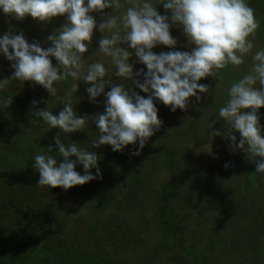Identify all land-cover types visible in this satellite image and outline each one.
<instances>
[{"label": "clouds", "instance_id": "clouds-1", "mask_svg": "<svg viewBox=\"0 0 264 264\" xmlns=\"http://www.w3.org/2000/svg\"><path fill=\"white\" fill-rule=\"evenodd\" d=\"M157 5H162L170 16L162 15ZM110 8L113 14L97 24L91 13ZM0 10L18 21L30 16L51 23L55 17L67 16V22L47 36L51 44L47 48L39 42L29 43L22 32L17 35L10 30L0 37V54L12 62L14 69L10 79L0 80V89L12 80L31 81L46 89L51 97L67 101L56 115L47 108L32 113L36 120L42 119L50 128L60 130L54 138L58 152L54 154L50 145L46 153L34 156L38 185L67 191L103 179L96 151L82 148L75 141L63 143L61 132L67 138V134L83 132L86 123L92 121L98 129L97 137L91 141L92 148L110 145L112 151L120 152L138 143L132 153L138 156L163 125L157 101L173 113L177 109L186 111L190 98L195 97L199 102L202 97L198 93L208 94L211 90L199 81L207 77L222 79V70L230 66L238 68L248 57L252 61L250 69L231 83L228 99L218 111L217 120L225 122V130H214L216 121H213L208 142L200 150L211 152L208 150L212 140L223 137L231 141L232 152L243 150L246 158L255 163V172L264 174V127L258 114L264 108V48H257L255 38L260 21L256 9L247 0H158V3L153 0L123 3L122 0H0ZM172 25L182 27L193 46L191 51L155 53L153 49L158 45L177 47L178 41L170 31ZM96 28L103 34L98 51L109 57L110 63L86 62L85 54ZM122 44L134 50L146 72L134 71L129 62L133 52L121 47ZM51 58H55L56 65ZM110 74L126 83H114ZM69 78L75 81L71 85L75 93L78 81L90 85L86 92L91 103L104 94V112L78 115L67 93L58 95V85ZM106 87H110L107 92ZM136 88L146 93L147 98L136 92ZM11 102V99L4 101L6 106ZM77 163L83 166V175L76 170ZM229 166L225 164V168ZM92 169L96 170L95 174Z\"/></svg>", "mask_w": 264, "mask_h": 264}, {"label": "trees", "instance_id": "trees-1", "mask_svg": "<svg viewBox=\"0 0 264 264\" xmlns=\"http://www.w3.org/2000/svg\"><path fill=\"white\" fill-rule=\"evenodd\" d=\"M230 70L231 67L222 72L233 83L236 79L229 74ZM8 91L2 90L0 98L11 99L13 106L35 99L29 92L16 95ZM30 104L20 113L16 109H5L4 102L0 109V128L5 129L0 132V264H207L208 253L230 241L222 226L232 223L234 216L240 223L249 219L244 209L249 205L248 194L239 199L238 209L228 205L233 203L242 186L233 176L235 169L225 168V164L230 163L213 146L209 149L215 152L212 160L204 161L206 166L200 171L194 169L197 163L194 145L186 143L179 147L182 149L162 146L163 155L157 162L161 160L164 175L160 177L156 172L152 178L147 171H142L147 160H143L142 165L137 160L144 152L161 149H151L147 143L138 156L132 155L138 143L120 152L112 151L110 145L94 149L89 141L97 137L98 129L90 123L92 121L83 129L88 135L76 138L75 133H71L65 138L66 134L61 132V141L65 144L75 141L81 147L84 143L85 149L96 151L103 179L88 182L92 183L91 188H87L86 183L67 191L38 185L34 156L46 153L50 145L54 154L58 152L54 138L60 130L47 129L37 144L39 149L27 152L40 136L36 132L41 123L32 115L35 110ZM58 106L63 108V103L57 101L54 115L59 113ZM104 110L98 108L90 113L94 115ZM31 132L33 134H29ZM10 134L18 141L7 148L4 141ZM16 156L20 157L18 162ZM188 162L192 163L191 167H185ZM156 166L158 168L159 164ZM172 168L183 170L184 177L174 176ZM76 170L84 174L79 163ZM91 171L95 174L94 169ZM241 172L249 182L247 188L257 180L255 163L248 162ZM168 173L173 176L169 178ZM155 176L160 179L157 181ZM190 177L194 188L188 190L181 182ZM134 197L139 198L132 199ZM82 198L86 201H80ZM88 200L94 206H89ZM125 200L127 206L130 201L136 203L134 211L143 206L156 214V219L139 220L140 216L134 211L120 205ZM185 204H190V210ZM198 204L202 205V210ZM258 205L261 207L259 217L248 223L253 224V231L246 235L249 236L248 251L244 256L229 258V264H241L239 258L242 264H264V204ZM87 208L90 214H81L82 209ZM123 211H126L125 216ZM97 213L99 217L95 219ZM185 214L189 217L183 219ZM71 231H75L74 237L69 234Z\"/></svg>", "mask_w": 264, "mask_h": 264}, {"label": "rangeland", "instance_id": "rangeland-1", "mask_svg": "<svg viewBox=\"0 0 264 264\" xmlns=\"http://www.w3.org/2000/svg\"><path fill=\"white\" fill-rule=\"evenodd\" d=\"M124 0H122V3ZM154 3H158V0H153ZM249 5L256 9V17L260 21V28L257 30L256 35V45L257 48H264V0H247ZM157 10L162 14H167L170 16V13L166 12V10L162 7V5H157ZM121 12L124 11L122 8L120 10ZM94 18L97 21V24H99L102 20V18H106L107 16L113 14V9H105L102 13L101 12H93L91 13ZM67 22V16H60L55 17L52 19L51 23L47 22H39L33 18L26 17L22 21L15 20L11 18L10 16H6L2 10H0V37H2L4 34L8 33L10 30L14 32L15 34L19 35L21 32L23 33L24 37L29 43L33 42H39L41 47L47 48L50 47V42L46 39L48 35H51L54 33L56 29H59L64 23ZM171 34L174 38L177 39L178 44L175 49H170L167 46L164 45H158L156 46L153 51L157 54L161 52H168L173 50H179V51H191V46L188 43L187 37L183 34L182 27L180 25H172ZM109 34L110 33H106ZM103 34L100 33L99 29H94V34L92 38L91 46L89 47L88 52L85 54V59L87 63H91L97 60H103L106 63H110V58L104 56L101 54L99 49V40L102 38ZM121 47L126 48L127 50L133 52V55L130 57L129 62L133 64L134 71H137L139 69H144L146 72V66L139 63L137 58L135 57L134 50H132L128 45L122 44ZM53 61V64L56 65L57 62L55 61V58H51ZM11 63L6 59V57L3 56V54H0V80H3L5 78H11L14 69L11 68ZM252 61L251 58L248 57L245 60V64L239 66L238 68L233 69L231 66L230 75L233 76L234 79H238L243 74H245L251 67ZM222 79H214L213 77H207L205 79H202L199 81L201 84H207L209 88L211 89L208 94L206 93H198L202 97L201 101L196 102L195 97L190 98V103L188 105V108L186 111H182L180 109H177L176 112L170 111L169 107L165 106L162 102L157 101L156 106L159 109L158 116L163 121V125L161 129L155 133L151 138H149L148 144L151 146L150 148H157L161 149L163 146H168L169 149L173 148H179L182 145H186L188 143L189 145H194L196 147V159L197 163L194 167L195 170L200 171L201 169H204L206 166L207 159L210 161L212 160V153L215 154V152H210L208 155H206L205 151H201V146L208 142V132L210 131V125L213 121H216V123L213 125L214 130H225L224 129V121L222 119L217 120L218 111L221 106H223L224 102L228 99L227 92L231 85V82L228 80L227 76L223 74L222 72ZM113 80L114 83H126L124 81H120V78L115 76H109ZM141 81L143 77H140ZM232 81V79L230 78ZM75 83L71 78L67 79L66 81L61 82L58 85V95L64 96L66 93L71 98V102L74 105V109L76 110L77 114L80 116L89 115L91 114L90 111H98V108H105V95L101 94L100 97L97 98L96 103L89 102L88 99V93L86 92V88L89 87V84H86L83 80L78 81V91L75 93L71 91V85ZM130 83V82H129ZM54 86H56L54 84ZM2 90H6V92H9L8 90L13 91V93L21 94L23 92H29L30 97H34L33 101L35 100L37 103L33 104V102L30 104V107L33 108V110L38 111L47 108L49 111H54L55 106H57V101L60 103L67 102L66 100L57 99L56 97H51L50 93L44 89L42 86L35 84L31 81L22 82L19 80H12L10 83L4 88L0 89V96L2 95ZM110 90V87H106L105 92ZM136 92H138L140 95L145 96L147 98V94L140 91V89L136 88ZM47 101L46 103L44 102ZM6 101L5 99L0 98V109L2 108V103ZM12 101V100H11ZM26 102L23 101L21 105L13 106L11 103L10 105L6 106L5 109H16L17 112L20 113V110L26 108L27 104H24ZM45 103V104H44ZM20 107V108H18ZM54 107V109H53ZM3 109V108H2ZM1 109V110H2ZM62 108L58 106L57 111H61ZM4 111V110H3ZM2 111V112H3ZM5 113V112H3ZM102 113V112H100ZM260 116V123L261 126L264 127V108L259 109L258 112ZM92 115V114H91ZM90 116V115H89ZM41 123L39 125V129L36 133L37 136L34 145L28 147L26 150L27 152H35L38 150V143L41 140V135L46 132V130H51L46 123L40 120ZM94 123V122H90ZM15 125V122H14ZM86 126V125H85ZM172 129V130H171ZM5 129L0 128V132L4 131ZM170 130V131H169ZM29 134H33L32 132ZM88 135L85 132L77 131L75 132V137L78 138V136L81 135ZM237 136V144L239 142L240 136L239 133H235ZM62 137V134H61ZM64 139V138H63ZM82 138L78 142L81 141ZM93 139L91 138L89 143H91ZM0 141H2V133H0ZM18 140H13V135H9L8 138L5 139L4 143L6 147L12 146L13 142H16ZM230 144L231 141L228 139H225L223 137H215L212 142L211 146H213L214 150L219 152L221 155L223 154V157L227 158V162L230 163V168L235 169L233 176L237 179H239V183L241 184L242 188L241 191L238 193L236 198L233 199V203H229L228 205L234 206V209L239 208L240 204V198L242 195L248 194V203L249 205H246L244 209L246 210V214L248 216V220L245 222L240 223L237 216H234V220L232 223L222 226L225 231V235L229 238V242L220 248L219 246L214 248V251L212 253H208L207 255V264H229L228 259L233 257H241L244 256L245 253L248 251V240L249 236L247 235V232H252L253 224H248L250 220L257 219L260 214L261 207L258 205V203L261 202V204H264V174L257 173V180L253 181V185L250 187H246L247 183V177L243 178L242 170L244 171L246 164L254 163L253 161H250L246 158V153L243 152V150H238L236 152H232L230 150ZM82 148H86L84 146V143L82 145ZM209 151V150H208ZM150 152V151H149ZM144 152L142 157H139L137 160L139 165H142L143 160H147V162L144 163L142 171H147L149 173V177L153 178V175H155L156 172L159 173L160 177H162V174L164 175V170L160 169L161 159L163 155V150L155 151L151 150V152ZM145 154H148L147 157ZM225 155V156H224ZM230 158H228V157ZM158 162H157V158ZM15 159L17 162L19 161L20 157L16 156ZM62 160V158H60ZM259 159V158H257ZM151 162V164H150ZM104 163V162H103ZM107 164V161L104 163V165ZM159 164V167L157 168L156 165ZM103 165V166H104ZM185 167L192 166V163L188 162L184 164ZM240 165V166H239ZM13 166V165H12ZM10 166V169L12 168ZM210 169V168H208ZM95 170V169H94ZM174 176L176 177H184V171L181 169H170ZM207 170V169H206ZM241 170V171H239ZM96 171V170H95ZM203 172V171H202ZM203 174H205L203 172ZM173 176L168 173V177ZM156 177V176H155ZM160 177H156L155 179L158 181ZM173 178V177H171ZM243 178V179H242ZM165 181V179H163ZM92 183H88L86 187L88 188ZM182 186L188 187V190H191L194 188L193 180L192 178H184L181 182ZM91 188V187H89ZM95 188V187H93ZM90 191V190H89ZM139 197H134L132 199H138ZM131 200V199H128ZM80 201H86L84 198H82ZM89 206H94L90 201H87ZM178 204V203H177ZM120 205L125 206V209L127 211H134L136 208V203H129V206H127V200L120 203ZM200 205V204H198ZM178 206V205H176ZM185 208L190 210V204H185ZM199 209H203L202 205L199 206ZM126 211H123V216H125ZM137 216L139 217V220H142V218L149 220L156 219L157 215L150 213L148 209H144L142 206L140 210L134 211ZM87 214L89 215V209H82L81 214ZM103 213V212H102ZM97 216L99 217V214L97 213L95 215V219H97ZM187 216V217H186ZM188 218L189 216L185 214L182 216V218ZM78 218V217H77ZM185 218V219H186ZM75 223H77V220H75ZM117 226L114 227V229ZM72 229V228H71ZM73 228L72 230H74ZM72 237L75 236V231H71L69 233ZM153 257L156 258V255L153 253ZM240 259V263L242 264V259ZM158 263L160 261H157ZM164 262V261H163ZM169 264V263H168Z\"/></svg>", "mask_w": 264, "mask_h": 264}]
</instances>
